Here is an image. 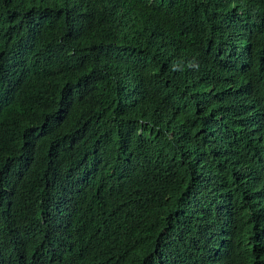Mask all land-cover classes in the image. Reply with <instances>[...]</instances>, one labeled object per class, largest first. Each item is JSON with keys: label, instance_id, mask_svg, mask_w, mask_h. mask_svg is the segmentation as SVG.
<instances>
[{"label": "trees", "instance_id": "trees-1", "mask_svg": "<svg viewBox=\"0 0 264 264\" xmlns=\"http://www.w3.org/2000/svg\"><path fill=\"white\" fill-rule=\"evenodd\" d=\"M0 264H264V0H0Z\"/></svg>", "mask_w": 264, "mask_h": 264}]
</instances>
